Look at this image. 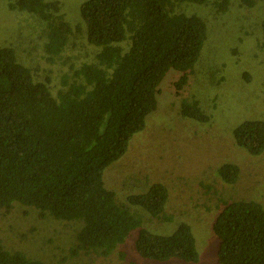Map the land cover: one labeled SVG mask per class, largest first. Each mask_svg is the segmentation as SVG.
I'll use <instances>...</instances> for the list:
<instances>
[{
  "label": "trees",
  "instance_id": "obj_1",
  "mask_svg": "<svg viewBox=\"0 0 264 264\" xmlns=\"http://www.w3.org/2000/svg\"><path fill=\"white\" fill-rule=\"evenodd\" d=\"M184 2L213 5L218 14L229 6V0H85L80 19L72 22L56 0H7L6 9L32 15L41 29L27 47L32 66L22 64L13 47L0 46V208L8 213L20 203L74 227L57 261L0 242V264H91L71 260L108 256L135 228L141 257L199 261L188 224L161 234L143 227L140 214L131 210L137 206L158 216L169 198L165 183L130 194L126 203L103 180L105 168L126 152L156 109L167 72L180 74L177 91L191 81L208 30L203 18L182 10ZM182 102L183 116L206 118L197 100ZM234 137L249 153L260 154L264 121H244ZM239 171L233 162L217 169L227 184L237 181ZM201 185L220 194L214 181ZM220 201L212 226L217 263L264 264L263 205L253 199ZM146 225L152 227L150 220Z\"/></svg>",
  "mask_w": 264,
  "mask_h": 264
},
{
  "label": "rangeland",
  "instance_id": "obj_2",
  "mask_svg": "<svg viewBox=\"0 0 264 264\" xmlns=\"http://www.w3.org/2000/svg\"><path fill=\"white\" fill-rule=\"evenodd\" d=\"M56 1L64 17L72 22L77 15L80 19V5L85 0ZM6 2L0 0V46L13 47L17 59L32 66L27 47L37 42L41 26L28 13L7 10ZM181 8L203 18L208 30L191 81L177 91L174 81L180 74L174 69L167 72L160 83L156 109L146 117L144 129L133 135L126 152L105 168L103 180L115 191L117 200L126 203L130 194L147 191L158 181L165 183L169 198L158 216L151 217L137 206L131 210L140 214L143 227L161 234H171L181 223L188 224L199 261L141 257L135 248V228L108 256L84 254L73 258V263L218 264V239L212 226L221 209L220 198L253 199L264 207V150L251 154L234 137L235 128L244 121H264V0H256L253 6L229 0L228 10L219 14L213 5L197 2H184ZM192 99L198 101L206 118L181 114L182 101ZM225 162L240 169L233 184L218 177V166ZM213 181L220 194L214 195L201 185ZM147 220L152 227L146 225ZM73 227L64 220L42 218L38 210L20 203L8 213L0 208V242L10 249L24 247L29 255L45 261L58 260L72 241Z\"/></svg>",
  "mask_w": 264,
  "mask_h": 264
}]
</instances>
